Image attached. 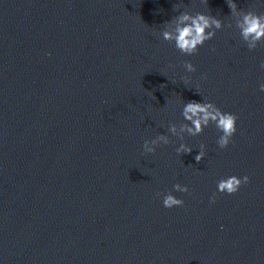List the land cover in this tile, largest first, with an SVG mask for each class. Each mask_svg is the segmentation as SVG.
<instances>
[{
  "label": "water",
  "instance_id": "95a60500",
  "mask_svg": "<svg viewBox=\"0 0 264 264\" xmlns=\"http://www.w3.org/2000/svg\"><path fill=\"white\" fill-rule=\"evenodd\" d=\"M182 10L232 21L225 0H0L2 264H264V44L225 27L183 55L159 33ZM203 98L237 132L221 149L210 124L178 155L168 125ZM231 174L249 182L210 203ZM175 183L184 204L165 208Z\"/></svg>",
  "mask_w": 264,
  "mask_h": 264
},
{
  "label": "clouds",
  "instance_id": "9594fccd",
  "mask_svg": "<svg viewBox=\"0 0 264 264\" xmlns=\"http://www.w3.org/2000/svg\"><path fill=\"white\" fill-rule=\"evenodd\" d=\"M205 2L208 3V0H205ZM225 2L230 9L229 16L232 17V21L227 24L209 12L195 11L193 13L188 10H182L172 16L171 19L163 22V27L159 30L160 37L165 41L171 42L175 49L187 56L197 53L206 41L212 39L218 30L225 27H234L238 31L240 40L249 51L256 49L258 45L264 44V12L238 8L236 0H225ZM261 2L264 3V0H261ZM175 9L180 8L176 6ZM260 67L264 69V61H261ZM183 68L187 73L196 71V67L191 61H185ZM190 79L189 76L181 78L184 84H187ZM259 90L264 91V82L259 84ZM196 92L199 93L198 91ZM181 116L184 122L179 124L170 123L167 128V132L172 137H177L181 141L175 147V152L178 155L182 153L188 154L193 149L192 146L183 142L185 134L197 136L210 124L214 125L219 133L216 144L221 149L226 148L232 142V138L237 132L238 116L233 112L221 109L212 101L204 98L202 101H183ZM169 143L170 136L160 133L150 140H144L142 151L145 154L154 153L159 145H167ZM198 148L199 151L194 157L197 162L205 157L206 146L201 143ZM249 179L246 174L243 176L231 174L221 177L216 182V191L209 197V202H215L217 193L228 195L236 193L242 184L249 182ZM188 191L187 185L175 183L172 185V190L163 194L158 192L156 195L161 198L163 207L172 208L184 204L183 198L174 193H187Z\"/></svg>",
  "mask_w": 264,
  "mask_h": 264
}]
</instances>
